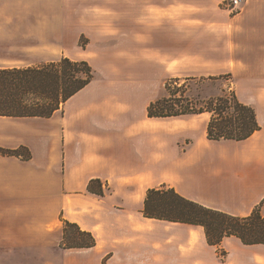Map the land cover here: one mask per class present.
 <instances>
[{
    "label": "crops",
    "instance_id": "0c3cea01",
    "mask_svg": "<svg viewBox=\"0 0 264 264\" xmlns=\"http://www.w3.org/2000/svg\"><path fill=\"white\" fill-rule=\"evenodd\" d=\"M222 1L126 0L125 4L127 19L144 32L146 53L150 57L158 53L155 58L164 60V67L175 76H197L210 64L201 63L197 55H179L184 49L177 45L187 38L196 50V34L184 36L189 22L192 28L187 32H264L258 27L263 14L246 6L232 15L220 7ZM23 2L72 4V0ZM112 4L113 10L114 5H123L120 0ZM66 14L70 13H64L63 19L68 18ZM49 15L43 19H51ZM196 22L205 28L197 29ZM167 32H176L175 49L162 45ZM173 50L174 57L169 55ZM145 91L137 88L133 98L143 97ZM121 96L126 97L98 80L49 118L0 116V146H25L32 154L29 160L0 156V231L4 236L17 239L15 235L24 229L32 235L52 226L62 229V215L97 241L92 248L65 255L63 264H264L263 244L246 245L230 236L213 246L203 227L142 214L147 190L167 185L208 207L249 215L264 201V103L257 107L259 131L242 141H214L232 149L205 159L192 148L181 153L178 143L184 132L180 126L169 129L151 119L148 105L137 111L127 103L121 105ZM93 179L109 188L105 196L88 192ZM20 220L28 221L27 227L18 225Z\"/></svg>",
    "mask_w": 264,
    "mask_h": 264
},
{
    "label": "rangeland",
    "instance_id": "374dc122",
    "mask_svg": "<svg viewBox=\"0 0 264 264\" xmlns=\"http://www.w3.org/2000/svg\"><path fill=\"white\" fill-rule=\"evenodd\" d=\"M23 1L0 0V66L36 67L62 57L85 60L94 71L91 82L99 80L110 84L119 94L126 95L121 96V105L127 103L136 111L147 105L148 109L153 101L167 97L166 83L171 79L184 82L194 78L187 82L188 94L191 97L200 94L202 100L223 93L236 95L255 110L256 116L257 107L264 103V32H187L192 28L189 22V26L185 25L184 36L196 34L198 42L194 52L193 43L187 38L177 44L176 32H167V37L162 38L163 46L170 45L175 49L177 44L184 49L179 55H197L201 63L210 64L203 75L175 76L164 67V60L161 63L158 56L155 58L158 53H151V57L149 52L146 53L148 46H145L144 32H138V25L134 26V22L127 19L126 0H120L124 6L114 5L116 10L112 9L113 0H72L66 7ZM230 1L223 0L219 5L232 15L240 13L246 6L256 14L264 15V0H243L236 7ZM64 13H70L66 14L67 19H63ZM48 15L51 19H43ZM259 18L258 27L264 29V16ZM201 24L196 22L194 25L197 29L205 28ZM175 54V50L169 53L172 57ZM145 59L150 61L146 63ZM141 87L146 89L143 97L133 98L137 88ZM151 119L160 120L169 129L176 125L183 129L178 143L181 153L192 148L208 159L232 149L221 147L224 143L215 145L217 142L208 139L209 113ZM196 145L199 147L193 148ZM261 210L264 214V204ZM62 219L65 218L61 215ZM18 223L27 227L29 222L20 220ZM57 229L52 226L33 235L24 229L15 235L17 239L10 234L6 239L0 231V264H63L65 255L80 249L64 245L63 221L62 229Z\"/></svg>",
    "mask_w": 264,
    "mask_h": 264
},
{
    "label": "trees",
    "instance_id": "16d2710c",
    "mask_svg": "<svg viewBox=\"0 0 264 264\" xmlns=\"http://www.w3.org/2000/svg\"><path fill=\"white\" fill-rule=\"evenodd\" d=\"M93 79L94 71L88 61L68 57L36 67H0V116L49 118ZM190 80L194 78L184 82L168 81V96L153 101L147 109L148 116L170 118L209 113L207 137L212 141H242L261 129L255 110L236 95L223 93L207 100H202L200 94L191 97L187 84ZM0 156L29 160L32 154L25 146L16 149L0 146ZM107 189L98 179L91 180L87 187L89 193L100 197L105 196ZM263 204L264 201L247 216H237L188 199L173 187L161 185L147 190L142 214L149 219L203 227L207 242L213 246L230 236L246 245H264ZM62 221L63 242L67 248L85 249L97 244L91 232L69 220Z\"/></svg>",
    "mask_w": 264,
    "mask_h": 264
},
{
    "label": "built area",
    "instance_id": "2783aa9c",
    "mask_svg": "<svg viewBox=\"0 0 264 264\" xmlns=\"http://www.w3.org/2000/svg\"><path fill=\"white\" fill-rule=\"evenodd\" d=\"M243 1V0H231L230 4H232L233 7H236L237 5H239V3ZM232 2V3H231Z\"/></svg>",
    "mask_w": 264,
    "mask_h": 264
}]
</instances>
